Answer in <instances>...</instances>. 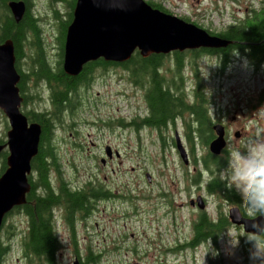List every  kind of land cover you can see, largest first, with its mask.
<instances>
[{
    "label": "rangeland",
    "instance_id": "rangeland-1",
    "mask_svg": "<svg viewBox=\"0 0 264 264\" xmlns=\"http://www.w3.org/2000/svg\"><path fill=\"white\" fill-rule=\"evenodd\" d=\"M152 1L161 3L175 15L220 31L242 19L251 7L264 0ZM29 5L30 13L40 17L38 26L45 57L55 66L60 58V39L50 0H30ZM54 7L60 14L66 12L63 2L54 3ZM25 49L30 51L28 46ZM167 55V66L173 69L174 55ZM198 64L205 87L202 92L208 96L205 108L211 116L210 135L217 137L214 125L219 117L213 112L216 108L227 111L226 117L221 116L226 130L224 139L228 142L226 148L234 142L242 143L255 130H264V123L253 114L264 106L256 98L264 87V62L255 70L245 56L235 50L224 69L217 57L200 56ZM19 65L23 72L31 71L29 56L20 59ZM183 71H191L188 58L184 59ZM162 74L169 82L172 72ZM91 79L90 84L74 93L62 117V126L57 130L61 142L55 152L59 169L50 172V180L55 189L61 180L75 189L84 188L89 182L100 184L108 194L91 199L89 214L75 216L72 228L64 219V208L55 207L52 220L60 246L54 264H73L75 255L86 264H210L204 253L209 254L214 261L212 264H249L250 244L246 238L239 237L236 248L230 245V237L249 232L229 218V209L237 208L238 204L226 200L220 186L206 189L215 175L221 180L216 170L219 165L211 169L201 163L207 153L216 155L208 142L199 137L194 117L184 114L186 110L165 128L145 125L136 128L132 125L134 119L147 113L145 91L131 82L128 71L121 67L97 68ZM183 86L191 100L193 87ZM248 96L252 97L250 101ZM2 116L0 112V138L8 129ZM175 133L186 147L188 164L183 163L175 148ZM189 138L193 139L194 149ZM106 144L117 151L118 156L113 155L102 164ZM197 194L205 197L206 208L199 209L196 203L190 205V199L196 202ZM199 211H205L210 218H216L218 212V220L225 217L229 223L221 226L216 243L211 241L209 245L207 240L197 248L185 246L184 249L183 246L178 250L177 244L185 245L191 238ZM1 228L0 238L10 245L1 264H39L23 250L28 217L22 208L18 213H11Z\"/></svg>",
    "mask_w": 264,
    "mask_h": 264
},
{
    "label": "trees",
    "instance_id": "trees-1",
    "mask_svg": "<svg viewBox=\"0 0 264 264\" xmlns=\"http://www.w3.org/2000/svg\"><path fill=\"white\" fill-rule=\"evenodd\" d=\"M8 1L10 0H0V43L8 39L13 42L17 64L26 55L29 56L31 75L37 79H46L49 85L53 87V96L55 98L53 102L56 103L58 108L62 106L63 101H65V106L67 102L71 105L72 94L78 89V87L76 88V79L79 80L80 78L82 84H89L91 82V75L97 68L121 67L125 71H128L129 79L134 85L145 89L146 100L151 109L149 117L145 119L140 118L139 121L138 119H134L132 125L136 128L141 125L160 128L166 126L169 121L173 122L176 116L182 115L184 111L188 110L194 117L199 137L203 138L205 143L210 142L212 137L210 135L211 121L205 108L207 96L206 94L204 96L202 92L203 87L197 86L194 88V102L187 104L185 102L181 75L185 58L190 60L192 70L198 71L196 59L200 53L205 51L204 49L173 51L171 53V55H174L175 62L173 69L167 66L169 56L161 53H152L144 57L136 50L124 62L105 61L99 58L84 64L80 74L74 78L63 70L62 57L64 36L66 28L72 19L75 0L64 3L66 14L64 17H60L58 21L60 28V58L55 66L50 64L45 57L36 20L30 13L29 1H25V10L18 21L11 15L7 5ZM149 3L153 7L165 10L158 2L149 0ZM211 33L229 41V44L224 48L208 49L206 51L219 54L223 64L230 61L231 52L234 49L246 52L249 60L253 63L261 62L264 58V5L259 8L250 9L242 19H237L235 23H231L225 29L218 32L213 30ZM26 46L29 47V52H26ZM16 63V69L21 75L20 85L23 86L27 80V76L22 72L20 65L18 67ZM160 71L172 72L169 82L166 81V78ZM67 85H75V87L70 91ZM59 114L55 113L53 117L59 120ZM36 120L41 124L42 137L44 140H49L51 137L49 120L38 118ZM188 141L192 144V149H194L193 139L189 138ZM6 154V150L0 153V174L6 168ZM46 157L49 158L48 163L46 162ZM32 159L31 173L28 175L31 187L26 194V202L21 205V208L28 217L27 237L25 240L22 239L23 250L26 256H29L39 264H54L57 238L52 221L53 208L57 206L64 208V219L72 228L75 216L89 214L90 207L92 206L91 199L101 196L106 197L108 193L102 189L100 184L89 182L84 188L75 189L70 187L65 180H61L58 189H55L51 185L50 170L52 167L59 169L56 155L51 150L50 152L49 150L46 152L39 150ZM201 163L206 168L214 165L218 166L220 165L219 155L212 156L210 153H207L201 159ZM215 176L209 180L211 183L207 186V189L210 190L213 186H220L221 191L225 192L228 200L237 202L236 194L233 191L226 190L224 185H222L223 182ZM196 181L197 179H194V182ZM39 187L43 189L42 192H39ZM11 213L10 211L6 217ZM228 223V219L225 217L214 222L205 212L201 211L193 223L194 235L191 236V240L185 245H179L177 249L179 250L183 246H191L193 248L207 237L213 238L214 243H216L219 228ZM1 232L2 228L0 234ZM9 250L10 245L0 238V264Z\"/></svg>",
    "mask_w": 264,
    "mask_h": 264
},
{
    "label": "water",
    "instance_id": "water-1",
    "mask_svg": "<svg viewBox=\"0 0 264 264\" xmlns=\"http://www.w3.org/2000/svg\"><path fill=\"white\" fill-rule=\"evenodd\" d=\"M8 5L15 20H20L25 10L24 2L12 0ZM228 44V40L154 8L145 0H76L73 18L65 35L62 67L65 73L77 75L89 61L103 58L123 62L135 50L146 56L197 47L219 48ZM15 61L13 42L8 39L0 43V108L10 124L6 142L9 152L7 167L0 174V227L7 213L26 202V194L31 187L28 174L31 172V160L38 150L40 134L39 124L27 125L25 116L19 112L21 97ZM214 130L217 137L210 141L209 148L218 154L226 141L220 124L214 125ZM2 147L0 145V150ZM176 147L187 163V151L179 137ZM106 155H111L108 145ZM197 203L201 208L204 206L200 197ZM229 218L243 225L246 231H252V221L243 217L236 208L230 209ZM261 219L256 218L257 221ZM74 264L79 263L75 261Z\"/></svg>",
    "mask_w": 264,
    "mask_h": 264
},
{
    "label": "clouds",
    "instance_id": "clouds-1",
    "mask_svg": "<svg viewBox=\"0 0 264 264\" xmlns=\"http://www.w3.org/2000/svg\"><path fill=\"white\" fill-rule=\"evenodd\" d=\"M253 114L264 123V106ZM219 159V178L227 190L235 191L241 198V206L249 211L247 219L252 221V231H244L235 238L229 236L230 245L238 247L239 237L244 236L250 244L249 264H264V130H255L242 143L230 144ZM257 217L262 219L257 221Z\"/></svg>",
    "mask_w": 264,
    "mask_h": 264
},
{
    "label": "flooded vegetation",
    "instance_id": "flooded-vegetation-1",
    "mask_svg": "<svg viewBox=\"0 0 264 264\" xmlns=\"http://www.w3.org/2000/svg\"><path fill=\"white\" fill-rule=\"evenodd\" d=\"M24 1H26V0H24ZM27 1H29V4H30V0H27ZM53 15L59 21L60 14H58L57 12H54ZM36 24H37V21H36ZM56 27H57V38L59 39L60 38V28H59V25L58 26L56 25ZM24 74L27 76V80H26L25 84H23V86L20 85L21 75H20V79L18 82L19 94L22 97L20 105H19L20 112L23 116H25L28 124L33 123V122L39 124L40 134H39L37 152L39 150L43 151V152H46L47 150H49V152H50V150H51L52 153L55 154V152L59 149V146H60L59 142H61V138L57 135V130L60 129V127L62 125L60 124L59 121H56V119L53 117V115L55 113L59 114L63 108H64V110H67L68 109V106H67L68 102L65 106V101H63L62 106L60 108H58L56 103L53 102L55 100V98L53 96V87L49 85L47 80L44 78H41V79L35 78L34 76L31 75L30 71H26V72H24ZM77 75H79V74H77ZM191 75H194V74L191 73ZM69 76L76 78L75 77L76 75H69ZM76 81H77L76 82L77 83L76 88L82 85L80 78H79V80L76 79ZM182 84H183V80H182ZM196 84H197V86H200V82L198 79L196 81ZM67 87L70 89V91H72L74 89L75 85H72V86L67 85ZM145 98H146V95H145ZM36 103H38L39 105H36ZM145 107L147 110V114L145 116H143L142 118H145V117H148L151 115V109L148 105V102L147 103L145 102ZM214 114H216L219 117L217 120L218 122H221V116H225L224 111L220 110V109L214 111ZM37 118L49 120L50 133H51V137L49 140H44V138L42 137V127H41L40 122L38 120H36ZM5 141H6V137L0 138V145H4ZM2 150H6L7 154H8V148L6 146H4ZM7 154H6V156H7ZM5 161H6V159H5ZM46 162L47 163L49 162L48 157H46ZM32 163H33V159L31 160V164ZM198 195H200V194H197V196ZM236 197H237V195H236ZM203 199H204L205 207H206L207 201L204 197H203ZM226 200H228L227 197H226ZM228 201L230 203L238 204V208H239L240 212L244 216L248 217L249 212L244 210V207L241 206V199H239L237 197V202H234L231 200H228ZM190 205H192V204H190ZM16 210H17V212H19L21 210V208H18ZM202 212H205V211H202ZM215 219H216V221L218 220V212L216 214ZM193 235H194V225H193V231H192L191 236H193ZM209 238L210 237H207L206 239L202 240L201 242L207 241V240H209ZM210 239H211V241H213V238H210ZM56 241H57V244H56V251H57V249L60 246V241L58 239H56ZM187 247H191V246H187ZM195 247H197V246H195ZM203 255H204L206 261L211 259L209 254L204 253Z\"/></svg>",
    "mask_w": 264,
    "mask_h": 264
}]
</instances>
